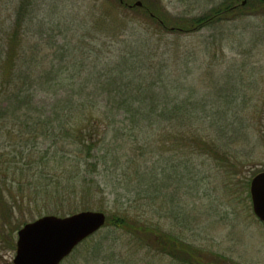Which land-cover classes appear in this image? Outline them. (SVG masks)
<instances>
[{"label":"trees","instance_id":"16d2710c","mask_svg":"<svg viewBox=\"0 0 264 264\" xmlns=\"http://www.w3.org/2000/svg\"><path fill=\"white\" fill-rule=\"evenodd\" d=\"M135 1L101 0L99 14L81 19L79 27L91 25L97 35L88 50L79 45L84 36L74 40L65 33L52 54L39 42L30 46L37 0H16L8 24L0 26V264L27 216L42 215L43 203L59 205L57 215H65L59 211L66 204L88 210L98 195L105 196L106 186L98 182L102 172L125 173L133 165L143 177L147 156L158 145L229 161V150L203 128L201 93L190 86L182 96L183 85L169 79L167 65L150 61L154 41L135 32L136 15L160 35L190 34L242 17V9L264 14V0H248L236 10L237 0H225L192 19L172 18L161 0H144L141 8L130 6ZM2 16L0 10V21ZM112 43L119 44L116 55ZM43 97L49 104L40 106L36 101ZM191 98L195 108L185 105ZM146 223L113 214L106 228L179 264L226 262ZM94 240L84 243L87 253L93 249L90 255L97 252Z\"/></svg>","mask_w":264,"mask_h":264},{"label":"rangeland","instance_id":"374dc122","mask_svg":"<svg viewBox=\"0 0 264 264\" xmlns=\"http://www.w3.org/2000/svg\"><path fill=\"white\" fill-rule=\"evenodd\" d=\"M15 1L3 0L0 26L8 24ZM161 2L172 18L192 19L219 8L225 0ZM100 10L101 0H37L30 46L39 42L52 54L65 33L74 40L84 36L79 45L92 48L97 35L91 25L79 27V22L89 21ZM242 10V17L190 34L160 35L138 15L135 22V32L154 41L150 61L162 63L164 68L167 65L169 79L183 85L181 95L187 97L190 86L201 93L203 128L210 139L229 150V161L158 145L156 153L147 156L143 177L133 165L125 173L102 172L98 182L106 186L105 196L98 195L87 211L102 212L107 217L123 214L147 222L210 257L224 258V264H264V225L254 215L250 195L252 179L264 172V14ZM60 29L64 31L60 33ZM111 45L116 55L119 44ZM173 98L175 94L165 101ZM36 102L49 104L45 97ZM192 103L185 105L195 108L196 103ZM121 116L119 113L116 118ZM43 204L42 215L27 216L28 223L43 216L64 218L83 212L81 206L66 204L59 211L65 215H57L59 205ZM16 238L17 234L12 249L2 253L4 264H13ZM94 238L92 246L97 252L90 255L93 249L87 253L85 244L81 245L79 254L71 255L63 264H179L166 255L141 249L130 236L113 228H104Z\"/></svg>","mask_w":264,"mask_h":264},{"label":"water","instance_id":"95a60500","mask_svg":"<svg viewBox=\"0 0 264 264\" xmlns=\"http://www.w3.org/2000/svg\"><path fill=\"white\" fill-rule=\"evenodd\" d=\"M141 6L140 1L134 4ZM250 193L253 212L264 224V173L252 180ZM105 224L106 215L101 212L87 211L64 218L44 216L18 231L13 264H61Z\"/></svg>","mask_w":264,"mask_h":264}]
</instances>
